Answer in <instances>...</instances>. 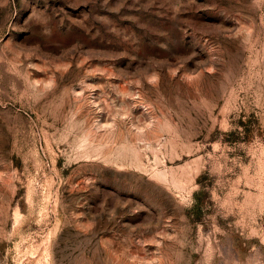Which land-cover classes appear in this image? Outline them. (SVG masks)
Listing matches in <instances>:
<instances>
[{
  "label": "rangeland",
  "instance_id": "1",
  "mask_svg": "<svg viewBox=\"0 0 264 264\" xmlns=\"http://www.w3.org/2000/svg\"><path fill=\"white\" fill-rule=\"evenodd\" d=\"M0 264H264V0H0Z\"/></svg>",
  "mask_w": 264,
  "mask_h": 264
}]
</instances>
